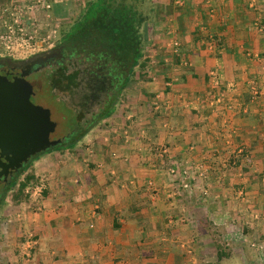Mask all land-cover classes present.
<instances>
[{
  "label": "crops",
  "instance_id": "1",
  "mask_svg": "<svg viewBox=\"0 0 264 264\" xmlns=\"http://www.w3.org/2000/svg\"><path fill=\"white\" fill-rule=\"evenodd\" d=\"M143 7L147 53L121 112L31 161L42 190L18 203L21 236L34 241L21 264H185L193 249L217 248L200 245L196 224L223 216L264 234L261 0ZM183 171L204 201L177 194Z\"/></svg>",
  "mask_w": 264,
  "mask_h": 264
},
{
  "label": "rangeland",
  "instance_id": "2",
  "mask_svg": "<svg viewBox=\"0 0 264 264\" xmlns=\"http://www.w3.org/2000/svg\"><path fill=\"white\" fill-rule=\"evenodd\" d=\"M84 1L85 0H0V57L9 58L12 61H21L27 57H32L60 46L61 42L59 41L70 24L77 19ZM142 1L140 9L143 14L145 10L143 5L146 0ZM261 4L262 14L255 20L254 30L259 34L264 33V0H261ZM140 30L142 34V56L140 61H144L145 58H143V54L144 52L147 53V51H144V47L149 35L143 23L141 24ZM170 44L172 47H176V43L173 42ZM169 47L171 48V46ZM207 47L208 45H206V48ZM247 57L252 58V54L249 53ZM259 57L261 58V56L255 54L253 59ZM253 61L255 60L251 62L248 61V64ZM63 66V69H60L56 64L51 65L35 75H30L26 79L32 84L34 90V96H31L30 100L33 103L49 109L50 119L56 122L55 130L50 138H60L62 140L58 143V146L53 149L67 146L64 140L71 131L72 126H74L73 131L75 127L80 129L84 127L98 109L101 108L105 99L104 93L108 90L107 81L101 85V91H99V89H94L92 91L88 90L85 87V79H81L80 74L75 75V82L77 85L74 87L70 86L67 89V80L63 79L61 74L67 76L68 73H71L76 68H81V66L78 65L77 62H73V59L67 61V58L63 61ZM138 69V66L133 67L134 71ZM213 74L214 73H211V75ZM137 80H141V77L133 79L132 76L127 83L133 81L134 84L132 85L135 87V82ZM217 81L219 82L218 79ZM249 84L251 87H254V81ZM213 85L218 86L219 83ZM125 86L118 94L110 113L103 119L94 122L89 129L102 124V121L110 118L112 114L121 112L122 106L125 104ZM97 87L99 88V86ZM228 87H232V85ZM222 94H224V92H222ZM120 103H122V106H120ZM49 150L51 149L49 148ZM36 156L37 155L31 156L27 163L24 164V170L14 175L8 183L10 185H8V189L3 190V187L0 188V193H2L3 196L2 201H0V264H21L20 262L27 257L25 253H27L26 249H28V247H25L23 250L21 244H23V242L25 243V240L28 239L27 236L29 233L22 238L19 221H17L16 216L17 212L22 209L23 203L20 205L15 203L13 201V195L17 183L23 179L26 173L30 172L31 161H33ZM201 172L200 177L204 176L203 171ZM187 177L188 176L185 174H182L183 182L187 184V187H181L180 189L183 191L177 190V192L175 190L174 192H177L180 196H194L197 197L198 200L204 201L207 198H205L207 191H205V189H199V194L192 192L188 184L190 180H188ZM37 183L38 180L35 178V181L33 180L25 187L23 192L26 197H32L34 195L32 192ZM6 186L7 185H5V187ZM186 209H189V206H186ZM190 209H192L191 206ZM198 210L199 214H207L206 206L205 208L200 207ZM185 211L186 210H184L183 213H185ZM226 219L227 218L224 216L221 220L218 219L219 221H208L206 219L202 221L201 219V221L196 224L199 226L200 231H203L200 238L196 237L199 238L200 245L201 243L207 245L210 242L215 244L217 248L214 252L207 251V248L199 250L195 248L193 251H190V253H187L185 264H264V234L259 236L261 230H259V232L254 231L256 230V223L246 224L240 221H233L229 222V225ZM188 222V226L192 224L190 220ZM260 225L261 223L258 224V226ZM225 228L228 231L226 232L227 235L224 237L220 231L225 230ZM31 239L33 240L32 237ZM10 256H12V258H9ZM216 256L219 257L218 260Z\"/></svg>",
  "mask_w": 264,
  "mask_h": 264
},
{
  "label": "trees",
  "instance_id": "3",
  "mask_svg": "<svg viewBox=\"0 0 264 264\" xmlns=\"http://www.w3.org/2000/svg\"><path fill=\"white\" fill-rule=\"evenodd\" d=\"M142 2V0H86L77 19L70 24L59 41L62 57L56 65L63 69V61L67 58V61L73 59V62L81 66L67 76L61 74L62 78L67 80V89L77 85L76 74L85 79V87L91 91L94 89L101 91V85L105 81L108 83L101 108L81 129L75 127L73 131L72 126L64 140L66 145L74 144L94 122L110 113L121 89L133 76V67L138 66L139 69L143 67L144 61H140L142 56L140 28L144 21L140 9ZM24 166L14 175L22 172ZM33 179L31 174H27L17 183L13 195L15 203L18 204L26 198L23 191ZM8 183L3 190L8 189L10 186ZM218 258L216 256L217 260Z\"/></svg>",
  "mask_w": 264,
  "mask_h": 264
},
{
  "label": "water",
  "instance_id": "4",
  "mask_svg": "<svg viewBox=\"0 0 264 264\" xmlns=\"http://www.w3.org/2000/svg\"><path fill=\"white\" fill-rule=\"evenodd\" d=\"M58 55V51L43 54L23 66L12 79L0 72V186L31 156L56 147L62 140L50 138L56 122L50 119L49 109L30 100L34 90L25 79L33 64Z\"/></svg>",
  "mask_w": 264,
  "mask_h": 264
},
{
  "label": "flooded vegetation",
  "instance_id": "5",
  "mask_svg": "<svg viewBox=\"0 0 264 264\" xmlns=\"http://www.w3.org/2000/svg\"><path fill=\"white\" fill-rule=\"evenodd\" d=\"M53 51H58L59 55L53 59H49L46 62H43L42 64H33L32 67H30V71L26 74L25 79H27L30 75H35L38 72H40L41 70H43L46 67H49L51 65L57 64L59 63L62 55H61V47L58 46L56 48L50 49L49 51L43 52V53H39L37 55H34L32 57H27L24 60L21 61H12L9 58H5V57H0V72H3L5 74H7V76H9L11 79L14 76L19 75V70H21V68H23V66H25L26 64L32 62V60L38 59L40 58V56H42L43 54H47ZM10 68H13L10 69ZM15 174V173H14ZM12 174L8 179L7 182L4 185H1L0 188L4 187L9 181V179L14 175ZM1 196L2 193H0V200H1Z\"/></svg>",
  "mask_w": 264,
  "mask_h": 264
},
{
  "label": "built area",
  "instance_id": "6",
  "mask_svg": "<svg viewBox=\"0 0 264 264\" xmlns=\"http://www.w3.org/2000/svg\"><path fill=\"white\" fill-rule=\"evenodd\" d=\"M171 171H172V170H171ZM182 174H185V175H186V171H183ZM198 175L201 176V173H199ZM182 187H183V188L187 187V184H186V183H183V184H182ZM33 190H34V191H33L32 193H33L34 195H39L40 192H41V190H42V184H41V183H37V184L34 186ZM27 237H28V239L25 240V245H26L25 247H26V248H27V247H30L31 245H33V242H34V241L31 239V237H32L31 234H28Z\"/></svg>",
  "mask_w": 264,
  "mask_h": 264
}]
</instances>
